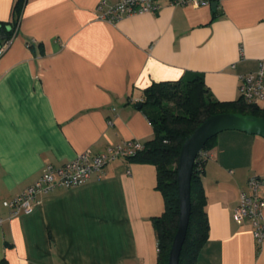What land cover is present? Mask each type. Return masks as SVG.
<instances>
[{"label": "crops", "instance_id": "obj_1", "mask_svg": "<svg viewBox=\"0 0 264 264\" xmlns=\"http://www.w3.org/2000/svg\"><path fill=\"white\" fill-rule=\"evenodd\" d=\"M101 1L27 0L0 57V264H157L152 218L164 198L154 164L112 161L102 178L42 195L31 213L14 215L4 201L47 164L151 140L136 105L154 82L199 73L215 99L233 101L243 77L264 71V0H165L117 22L97 18ZM14 2L0 0V21ZM253 176L264 178V137L219 133L202 175L210 230L197 264H264V239L233 217Z\"/></svg>", "mask_w": 264, "mask_h": 264}, {"label": "trees", "instance_id": "obj_2", "mask_svg": "<svg viewBox=\"0 0 264 264\" xmlns=\"http://www.w3.org/2000/svg\"><path fill=\"white\" fill-rule=\"evenodd\" d=\"M27 0H15L12 19L0 21V45L11 39L21 19ZM217 2V0H212ZM140 103L154 128V137L146 148L125 160L151 163L157 169L156 189L164 198V211L152 218L158 240L157 264H169V256L180 218L178 162L186 138L207 117L227 112H240L264 117V109L242 95L233 101H220L210 93L203 74H192L179 81L154 82L145 89ZM217 136L211 138L197 157L191 181V215L187 237L179 264H197L200 250L209 237L207 195L202 179L209 150L215 147Z\"/></svg>", "mask_w": 264, "mask_h": 264}, {"label": "built area", "instance_id": "obj_3", "mask_svg": "<svg viewBox=\"0 0 264 264\" xmlns=\"http://www.w3.org/2000/svg\"><path fill=\"white\" fill-rule=\"evenodd\" d=\"M165 0H117L110 4L102 0L97 7V18L102 21L117 22L121 18L138 13H154L162 7ZM172 5H199L200 0H166ZM16 34V33H15ZM15 36V35H14ZM12 38L0 45V57L11 44ZM263 69L257 74L243 77L241 95L249 101L264 98L262 84ZM146 148L144 142L129 139L120 144H110L104 151L92 153L90 150L78 154L75 158L61 164H47L40 177L24 192L12 200L4 201V205L12 210L14 215L31 213L40 202L42 195L52 192L56 188H71L84 184L93 176L102 178L108 163L127 159ZM247 189L242 190L238 205L234 209V220L241 224L249 219L252 223L254 235L261 242L264 239V178L251 177L247 182Z\"/></svg>", "mask_w": 264, "mask_h": 264}, {"label": "water", "instance_id": "obj_4", "mask_svg": "<svg viewBox=\"0 0 264 264\" xmlns=\"http://www.w3.org/2000/svg\"><path fill=\"white\" fill-rule=\"evenodd\" d=\"M216 5L217 2H214L213 6ZM142 106V103L136 105L138 108ZM227 130H238L264 137V117L240 112L214 114L207 117L186 138L180 150L178 162L180 218L170 251L169 264H179L182 247L187 237L192 205L191 181L197 157L211 138Z\"/></svg>", "mask_w": 264, "mask_h": 264}]
</instances>
